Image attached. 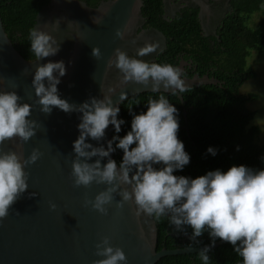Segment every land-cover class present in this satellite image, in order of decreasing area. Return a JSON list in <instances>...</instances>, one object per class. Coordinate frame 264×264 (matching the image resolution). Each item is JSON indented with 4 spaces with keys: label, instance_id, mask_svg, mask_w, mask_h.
I'll return each mask as SVG.
<instances>
[{
    "label": "clouds",
    "instance_id": "obj_1",
    "mask_svg": "<svg viewBox=\"0 0 264 264\" xmlns=\"http://www.w3.org/2000/svg\"><path fill=\"white\" fill-rule=\"evenodd\" d=\"M95 22L99 24V20ZM115 35L124 39L125 34L117 28ZM29 36L30 52L36 60L60 51L61 43L40 27L33 28ZM158 47V43L145 42L132 57L116 48L108 65L114 64L119 69L125 83L134 81L145 86L151 83L153 92H159L163 85V90L171 89L173 95L187 92L181 67L139 58ZM92 55L96 59L101 57L99 47H93ZM65 74L63 60L38 64L32 85L43 113L50 114L53 107L66 113H82L78 124L80 134L73 142V184L75 187H90L93 182L106 185L94 199L85 196V206L91 205L107 215L113 201L118 209L131 202L136 216L144 213L156 220L167 216L174 230L191 241L186 245L189 249L201 243L198 238L207 229L211 245L198 251L202 264H210L209 253L217 239L230 243L242 258V264H264V169L241 164L232 165L226 172L216 169L196 178L174 175L175 170H182L190 162V155L177 135L178 109L164 95L149 97L145 112L132 113L131 129L123 137L114 135L106 148L102 144L93 146L87 138L101 141L110 124L116 133L121 131L125 121L117 118L119 104L127 94L121 93L115 105L111 96L91 97L79 105L69 103L60 97L57 88ZM20 100L16 91H0V144L17 138L23 144L36 134L37 121L29 119L32 105ZM116 148L123 151L119 164L111 157ZM207 151L214 156L217 150L209 147ZM41 155L37 148L27 158L24 152L0 151V220L9 215V209L29 187L25 167L34 164ZM92 157L98 158L90 163ZM105 157L107 163L102 164ZM117 195L121 199L116 200ZM50 207L57 206L50 203ZM187 228H191L190 234ZM96 255L103 258L93 264L127 261L124 251L113 247L108 236L96 244Z\"/></svg>",
    "mask_w": 264,
    "mask_h": 264
},
{
    "label": "water",
    "instance_id": "obj_2",
    "mask_svg": "<svg viewBox=\"0 0 264 264\" xmlns=\"http://www.w3.org/2000/svg\"><path fill=\"white\" fill-rule=\"evenodd\" d=\"M161 3L165 21H170L180 7L198 6L202 35L211 34L216 39L220 19L229 10L227 0H162ZM141 4V0H100L96 6H89L82 0H48L38 8L32 29L40 27L49 32L61 47L56 55L41 60L35 56L24 59L15 50L0 18V91H16L21 97L20 103L31 104L29 119L38 125L29 141L23 144L18 138L5 141L0 144V151L24 152L25 158L33 148L42 153L34 164L25 167L29 187L9 209V215L0 220V264H93L103 258L96 255V244L104 236L110 238L113 247L124 251L127 261L120 264H154L162 256L196 252L211 245L155 250L152 216L144 213L136 216L131 202L118 209L113 201L107 215L91 205L85 206V196L94 199L106 185L93 182L90 187H75L73 184V142L80 134L78 124L82 113H66L53 107L50 114H45L37 103L32 80L36 66L48 61H64L66 74L60 77L57 88L60 97L69 103L79 105L91 97L111 96L115 105L121 93L129 96L152 91L151 83L147 86L134 81L125 83L119 69L114 64L108 65L116 48L132 57L145 42L158 43L155 52L139 57L147 62L153 61L164 49L165 38L158 30L148 27L135 34V27L144 20ZM117 28L124 32V39L116 37ZM93 47H99V59L92 55ZM190 64L184 59L176 66L183 69ZM182 78L186 86L200 83L220 86L216 78L206 75ZM160 91H164L163 85ZM177 96L181 99L179 93ZM112 128L110 124L101 141L89 137L87 142L106 148ZM97 158L92 157L89 162ZM107 159L103 158L101 163H107ZM119 199L117 195L116 200ZM50 203L57 207L52 209ZM222 242L225 241L219 239L214 246Z\"/></svg>",
    "mask_w": 264,
    "mask_h": 264
},
{
    "label": "trees",
    "instance_id": "obj_3",
    "mask_svg": "<svg viewBox=\"0 0 264 264\" xmlns=\"http://www.w3.org/2000/svg\"><path fill=\"white\" fill-rule=\"evenodd\" d=\"M47 1L0 0V18L4 31L24 59L34 58L30 52L29 33L38 8ZM83 1L89 6H95L100 0ZM141 2L143 26L158 30L165 38L164 49L151 62L175 66L179 56H182L191 62V67L184 74L186 78L193 74L206 75L208 78H216L223 88L211 83L187 86V92L179 93L181 99L167 91L131 94L119 104L117 118L123 119L125 123L121 125L119 133L115 132L113 126L110 140L114 135L123 137L131 129L132 113L145 112L149 97L164 95L178 109L180 127L177 135L190 155V162L182 170H175L174 175L196 178L216 169L226 172L232 165L241 164L253 169H264V144L255 141L257 128L249 124L253 112L244 106L251 95L238 93L242 82L253 77V72L244 68L242 51L251 48L264 53V15L251 29L244 28L242 19L256 10L261 9L264 13V0H230L232 10L221 21L218 39L209 36L215 47L201 33L196 9L185 8L170 21H165L162 18L161 0ZM116 143L118 141L114 142V148ZM209 147L217 150L216 155L207 151ZM122 157V149L116 148L112 158L119 164ZM152 219L156 230L155 250L186 247L191 243L187 236L174 230L167 216L160 220L152 216ZM187 231L190 234L191 228H187ZM198 239L201 243L194 247L211 243L207 229ZM209 256L210 264H242V258L228 242L212 247ZM154 264H202V261L196 251L165 255Z\"/></svg>",
    "mask_w": 264,
    "mask_h": 264
},
{
    "label": "rangeland",
    "instance_id": "obj_4",
    "mask_svg": "<svg viewBox=\"0 0 264 264\" xmlns=\"http://www.w3.org/2000/svg\"><path fill=\"white\" fill-rule=\"evenodd\" d=\"M263 15L264 13L260 9L244 16L242 19L244 28L255 27ZM242 56L244 68L251 70L253 77L242 82L238 88V93L245 96L251 95L250 99L245 101L244 106L253 112L249 124L257 128L255 141L258 144H264V53L245 48L242 51Z\"/></svg>",
    "mask_w": 264,
    "mask_h": 264
},
{
    "label": "flooded vegetation",
    "instance_id": "obj_5",
    "mask_svg": "<svg viewBox=\"0 0 264 264\" xmlns=\"http://www.w3.org/2000/svg\"><path fill=\"white\" fill-rule=\"evenodd\" d=\"M83 1V0H82ZM85 2V1H84ZM161 2H162V0H161ZM227 2H228V6H229V10L227 11V13L228 12H230L231 10H232V8L230 7V0H227ZM97 5V4H96ZM95 5V6H96ZM185 8H192V9H196V18H197V13H198V9H199V7L198 6H192V7H180V8H178V9H176L175 11H174V13H173V15H172V18L175 16V14H177V13H180V12H182V10L183 9H185ZM162 12H163V9H162ZM226 13V14H227ZM226 16V15H225ZM224 16V17H225ZM142 17V16H141ZM223 17V18H224ZM223 18H221L220 19V22H219V26H220V24H221V21H222V19ZM197 21H198V19H197ZM143 22H144V20H143ZM143 22H141L140 24H138L135 28V34L136 33H138V32H140L142 29H144V28H148V27H145V26H143ZM199 22V21H198ZM219 26H218V28H219ZM206 36L208 37L207 39L209 40V43L211 44V46L212 47H215V44H214V41H213V39H211L209 36H213V35H211V34H206ZM163 43H165V41H163ZM180 60H184L183 58H182V56H179V58H178V60H177V62L178 61H180ZM186 60H189L190 61V59H186ZM191 63V62H190ZM176 65H177V63H176ZM175 65V66H176ZM191 67V64L189 65V66H187V67H184L183 68V75H182V77H184V74L186 73V69L187 68H190ZM194 68V66L192 67V69ZM194 75V74H193Z\"/></svg>",
    "mask_w": 264,
    "mask_h": 264
}]
</instances>
